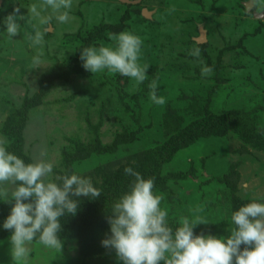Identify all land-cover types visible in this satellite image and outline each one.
<instances>
[{"label": "rangeland", "instance_id": "374dc122", "mask_svg": "<svg viewBox=\"0 0 264 264\" xmlns=\"http://www.w3.org/2000/svg\"><path fill=\"white\" fill-rule=\"evenodd\" d=\"M128 1L72 0L67 23L53 18L39 26L47 31L43 63L35 69L37 48L24 39L34 35L32 26L20 21L21 33L9 39L3 19L15 6L26 16L42 0H0V140L26 163H53L52 179L76 174L94 187L106 180L109 188L121 181L109 165L130 166L154 180L169 227L199 215L207 224L195 234L226 238L234 211L264 203V0ZM125 30L143 41L139 62L150 66L143 84L82 67L84 47L114 46L107 34ZM202 30L206 40L199 43ZM194 48L199 60L189 55ZM200 61L213 69L210 75L201 76ZM154 78L163 105L149 99ZM120 186L116 201L130 181ZM4 187L10 197L12 185ZM7 202L0 196V264H13L12 232L3 228ZM111 214L94 228L73 222L92 227L90 239L58 233L62 251L33 241L28 264H122L101 243L110 235Z\"/></svg>", "mask_w": 264, "mask_h": 264}, {"label": "clouds", "instance_id": "9594fccd", "mask_svg": "<svg viewBox=\"0 0 264 264\" xmlns=\"http://www.w3.org/2000/svg\"><path fill=\"white\" fill-rule=\"evenodd\" d=\"M71 8L72 0H42L40 4L29 5L26 16L21 14L20 6H15L4 17L9 39L21 33L20 21L32 26L34 35L25 33L24 36L37 48L31 67L38 69L43 63L42 46L47 28L42 31L39 26L49 25L53 18L67 23ZM107 35L114 46L101 42L99 46L84 47L80 51L82 67L92 74L105 70L119 73L137 85L143 84L148 79L150 66L139 62L142 39L127 30ZM189 55L199 60L200 49L194 48ZM200 63L201 76L210 75L213 69L203 61ZM148 89L154 104L165 103L164 97L157 96V79L151 80ZM4 145L5 141L0 140V196L7 199L11 210L3 228L12 232L9 241L13 264H28L29 246L33 241L62 251L63 242L58 235L62 231L60 218L66 213L75 216L79 198H98L100 191L89 178L76 174L64 173L52 179L53 163L45 159L26 163L8 152ZM124 171L134 179L129 191L113 204L112 214L107 216L110 235L106 234L101 242L106 249L115 251L122 264H264V203L252 201L234 211L232 226L228 229L230 235L226 238L203 232L195 234L197 225L207 224L199 215L192 219L181 217L179 226L173 230L167 223V211L161 208L162 198L153 191L154 180L145 179L131 167ZM6 184L12 185L10 197Z\"/></svg>", "mask_w": 264, "mask_h": 264}, {"label": "trees", "instance_id": "16d2710c", "mask_svg": "<svg viewBox=\"0 0 264 264\" xmlns=\"http://www.w3.org/2000/svg\"><path fill=\"white\" fill-rule=\"evenodd\" d=\"M140 156L141 155H136V156H133L132 158L135 159L137 163L139 162ZM132 158H130L129 160L131 161ZM113 166L117 168H114ZM126 167L121 166L119 162L111 163V165H109V170L116 171L115 175L121 178L120 183L118 184H116L117 182H115L114 184L110 183L112 186L110 185V187L108 188L107 186H105L106 185V180H105V183H103L102 185L100 186L95 185V188H97L100 191V196L98 198H93V197L87 198L83 196L80 197L79 201L85 200L84 202L86 203L83 204L82 206H79L78 211L75 216H72L66 213L63 217L60 218V220L63 219L64 221H66V223L70 225V226L66 225L65 229H62V231L65 230V233L77 234L78 237L80 236L79 238L82 237L81 239L92 238L91 237L92 235H90V232L91 230H93L96 222H99L100 224L101 222L100 218L104 216V213H106V211L112 210L113 204L116 201L115 198L120 196L121 192H124L123 188L120 185L122 183H125L127 185L128 181H130V184L132 183L133 177L125 174L124 169ZM75 221L80 224L81 222H90L88 226L92 224L93 228L84 226V225L75 226V223L73 224V222ZM82 227H86V228L77 229V228H82ZM75 228L77 229V232Z\"/></svg>", "mask_w": 264, "mask_h": 264}, {"label": "water", "instance_id": "95a60500", "mask_svg": "<svg viewBox=\"0 0 264 264\" xmlns=\"http://www.w3.org/2000/svg\"><path fill=\"white\" fill-rule=\"evenodd\" d=\"M124 1H125V2H129L128 0H124ZM246 7H247V10H248V11H251V9H252V5H251V4H250V5H246ZM205 40H206V38H205V32L202 30V31H201V38L198 39V42H199V43H204Z\"/></svg>", "mask_w": 264, "mask_h": 264}]
</instances>
